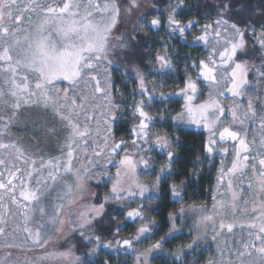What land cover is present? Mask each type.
<instances>
[{"label":"snow or ice","instance_id":"6c2138e0","mask_svg":"<svg viewBox=\"0 0 264 264\" xmlns=\"http://www.w3.org/2000/svg\"><path fill=\"white\" fill-rule=\"evenodd\" d=\"M184 7L185 0L170 3L165 22L160 15L148 19L150 6L140 10L141 0H0V252L3 253L0 264H95L94 259L85 260L77 255L72 243L77 236L93 245L87 252L89 258L96 257L104 248L125 255L135 253L134 264H149L151 255L159 254L163 243L181 231L176 221L184 223L186 213L198 217L194 225L198 231L201 226L205 229L184 246L195 250L206 239L209 225L214 232L212 241L225 230L233 233L237 224L228 220L229 212L233 216L243 212L251 217L248 223L239 225L242 230H248V241H239L241 247L235 251L225 242L224 247L217 249L219 259L213 258L206 264H264V105L258 116L251 96L246 111H242V105L236 101L249 91L248 76L253 67L264 79V25L257 32L251 21L243 28L238 23H230L224 17L232 10V0H222L216 5L219 9L218 19L213 21L216 27L205 24L201 34L188 41L186 33L198 22L177 19ZM134 11L136 18L131 33L114 34L120 21L125 16L131 17ZM258 14L264 15V11ZM161 26L166 28L170 40L178 34L190 45L202 42L206 49L210 41L215 43L208 49L207 57L199 60L188 57L192 62L186 64L183 85L173 92L157 94L155 91L156 78L163 87L165 79L174 73L172 57L179 52L169 54L170 42L163 41V49L157 50L154 60H148L143 67L133 64L135 122L128 132L132 139L117 141L114 123L121 110L113 96L112 71L119 70V65L112 69L117 61L111 57L126 58L129 51L141 46L140 37H148L145 29L159 30ZM246 36L256 42L253 51L257 45L259 47V66L250 64L247 59H237L249 53ZM123 67L125 72L129 70L127 64ZM187 69L196 73L195 78ZM86 75L88 80L95 81L91 99L87 94L76 95V85L85 80ZM149 76L153 77L151 87ZM61 80L68 82V87L62 89L63 95L57 87ZM198 83L208 89L207 98L200 103H196V99L203 88ZM136 95L141 99L136 100ZM229 95L233 99L231 106L223 103ZM98 98L99 103L96 102ZM157 98L163 107L157 110L158 116H153L146 109H150ZM177 98H182L183 104L179 112L169 117L165 101ZM31 106L51 109L63 122L65 133L61 154L48 159L41 156L39 167H36L37 159L26 155L15 140L6 142L4 139L11 136L10 129L16 126L21 108ZM227 114L232 121L224 124ZM81 115L83 122L79 120ZM257 118L259 144L255 137L251 142L247 140L246 122H254ZM169 119L173 127L195 125L206 131L203 149L209 156L234 154L229 167L225 168L222 161L218 169L211 208L181 204L169 210L167 219L171 227L168 232L144 251H139L138 245L158 231L156 219L145 212L144 201H159L161 192L166 191L173 203H177L183 200V190L188 186L186 180H180L162 188L166 178L173 175L179 137L174 142L168 131L153 130V125L167 124ZM92 121H95V128ZM48 132L56 134L55 129H48ZM228 142H232V148L217 147ZM154 149L165 156V162L154 181L141 180L142 170L155 168L154 163H150L153 157L145 155ZM196 159L199 161V157ZM21 163L27 165V169L20 167ZM111 167H115L114 174ZM249 170L252 175L247 177L245 174ZM192 174L198 176L196 172ZM108 180L112 181L111 187L102 200L95 203L97 194L90 192V183L106 184ZM245 180L251 191V209L248 207L250 201L243 195ZM221 188L225 190L221 192ZM137 198L141 202L131 207ZM110 203L117 205L113 211L123 219L113 217L112 238L104 241L96 234L97 225L107 215L106 205ZM151 211L155 213L160 209L152 207ZM17 218L21 222L14 224ZM137 221L133 234L121 235L122 228ZM184 248L170 255L179 261ZM102 264H110V261L105 259Z\"/></svg>","mask_w":264,"mask_h":264},{"label":"trees","instance_id":"16d2710c","mask_svg":"<svg viewBox=\"0 0 264 264\" xmlns=\"http://www.w3.org/2000/svg\"><path fill=\"white\" fill-rule=\"evenodd\" d=\"M177 0H152L150 5V10L147 12V18L151 19L152 16L160 15L162 21L166 22L167 11L170 10L168 5L170 3H175ZM222 0H185L186 7L179 11L177 19L182 22H186L189 19H195L198 24L196 27L190 29L186 35L188 41H191L192 36L200 35L203 25L212 24L213 28L216 26L213 21L218 19L217 12L219 9L216 7ZM227 2V0H223ZM264 11V0H232V10L225 14V19H228L230 23H238L240 27H244L249 21H251L255 26L256 30H260V26L264 25V15L258 14ZM148 37H140L141 46L136 48L134 51H129L126 58L118 56L117 66L119 65V70L112 71V79L114 82L113 96L116 98V103L119 105L120 112L118 113L115 123H114V137L118 141L121 138L131 141L132 137L128 135V132L135 122L133 120L132 105H133V89L136 88L135 78L124 72V65L127 64L129 68L133 64H139L143 67L147 64L148 60H154L157 50H162L164 45L163 41H168L171 44L169 49V54L173 51H178V56H173L174 61V73L170 77L165 79V84L163 87L159 86V78H156L157 87L155 89L156 93L159 92H173L178 90L179 87L183 85V79L186 74V64H191V59L188 57L195 58L199 60L207 55L208 49L211 48V43L207 46V49L202 42L196 45H190L184 40L179 38L177 34L175 38L169 39L168 32L164 26H161L159 30H149ZM129 34L132 31V26L130 29H125ZM247 43L249 44V53L247 56H238L237 59H247L250 64L260 65L261 60L258 58L259 47L256 46V50L253 51V46L256 44L254 40L246 36ZM211 42V41H210ZM147 49V53H145ZM114 66L113 69H116ZM191 72L192 76L195 78L196 73L191 69H187ZM252 75L250 71L249 76ZM248 76V77H249ZM149 87L153 82V77L149 76ZM264 80V79H263ZM115 89H119L120 92L117 93ZM122 94V97L121 95ZM136 100L141 99L139 95H136ZM168 106L167 115L169 117L174 116L180 111V106L183 104L182 98H177L172 101H165ZM163 105L159 102V99L153 100L150 109V114L153 116H158V109L162 108ZM159 129L161 131H168L170 134V139L176 142V137H179V147L177 148L178 158L176 163L173 164V175L166 178V182L162 185V188L166 189L168 183L173 181L179 183L180 180H186L188 186L183 190V200L173 203L170 193L162 191L160 194V200L156 201L153 199H146L144 201V208L146 214L150 218H155L158 224V231L155 232L150 239H144L142 243L138 245L139 251H144L151 244L155 243L162 236H164L171 223L167 219V213L173 208H179L181 204L183 205H206L210 208L213 204L212 195L213 189L216 185V177L218 173L219 166L222 164L223 156L220 153H213L209 156L204 152L203 142L205 137L208 135L203 129L190 128V127H173L172 122L169 119L167 124H154L153 130ZM218 148L219 144L217 145ZM121 153L123 150H120ZM145 155H150L153 157L154 170H142L149 171L151 178H156V174L159 171L160 166L165 162V156L161 155L155 149L151 152L145 153ZM199 157V161H197ZM196 172L197 175L192 173ZM144 174V173H143ZM247 177L252 175L249 170L246 174ZM248 181L245 180V188L243 195L246 199L251 201V191L247 189ZM94 192L97 194V199L95 203H99L104 194L108 191L110 187L111 180L107 183H90ZM141 201L139 198L136 199L131 207H135ZM243 202V201H241ZM117 205L110 203L106 205L107 215L103 218L100 224L97 225L98 231L96 234L101 235L104 241L111 239V229L114 226L113 217L116 220L123 219L122 216L118 215L113 209ZM152 207H158L159 212L153 213L151 211ZM242 207V206H241ZM127 209H125L126 211ZM239 216L242 217V212H237ZM245 217H249L246 215ZM244 217V218H245ZM139 221L136 223H129L126 228H122L121 235L128 236L135 232ZM177 227L181 229L178 233L174 234V238L169 237L164 243L163 248L159 254H152L149 259V264H206L208 260L213 258L219 259L218 247H224L225 242L232 248L233 251L240 248L241 245L238 243L243 240L248 241L247 232L241 230L240 227H236L233 233H227L226 231L221 234L216 241H212L211 237L214 233L207 232V237L197 246L195 250H188L184 248L185 245L191 242L195 232L193 226L190 222L185 221L181 223L179 219L176 221ZM191 233V234H189ZM72 243L76 246L75 250L77 255H82L85 260L94 259L95 264H102L105 259L110 261V264H134L133 257L135 253H130L125 255L123 252H116L114 249H104L101 248L96 257H87L88 250L93 247L92 244H88L83 241L78 236L72 240ZM181 248H184V254L181 256V260H175L171 253H176ZM233 259H235L233 257Z\"/></svg>","mask_w":264,"mask_h":264},{"label":"rangeland","instance_id":"374dc122","mask_svg":"<svg viewBox=\"0 0 264 264\" xmlns=\"http://www.w3.org/2000/svg\"><path fill=\"white\" fill-rule=\"evenodd\" d=\"M52 2H60V0H52ZM152 0H141V8L140 10H145L146 6L151 5ZM136 18V12L134 11L131 17L125 16L119 23L118 28L116 29L114 34H119L120 32L124 31L125 29H130L132 26V22ZM26 26V24H25ZM216 27V26H215ZM214 27V28H215ZM259 32V31H257ZM211 47L215 43L214 40L211 42ZM247 48H249V44L247 43ZM222 50V48H221ZM209 51L207 52L206 57L208 56ZM218 56V53H217ZM112 59L117 61V57H111ZM118 63H114L112 65V69L114 66H117ZM259 66V65H258ZM125 72V71H124ZM252 75L248 77L249 85L247 88L249 91L247 94L243 97L236 98V101L239 102L242 105V111L247 110L248 105V98L249 96L252 97L254 107L257 110L258 116L261 111L262 105H264V80L259 77L256 68L253 67L251 69ZM130 76L134 77V73L131 71V68L127 72ZM101 81L103 86V73L101 72ZM198 86L203 88L202 94L198 95L196 99V103L202 102L204 99L207 98L208 95V89L204 87L202 83H198ZM57 87L61 89V95H63L62 89L65 87H68V82L66 81H58ZM95 87V81H91L87 79V75L85 77V80L80 81L76 85V95L80 94H87L88 97L91 99L93 91ZM69 95H73V93L70 91ZM97 103L100 102V98L97 99ZM77 103H79V100H77ZM223 103L225 105L231 106L233 103V99L229 95L228 99H224ZM7 114H10L7 113ZM89 114H91V109H89ZM80 121H84V116L81 115L79 117ZM232 118L230 114H227L224 117V124L231 123ZM247 140L251 142L253 138H256V143L259 144V119L257 118L256 121H247ZM92 127L95 128V121H92ZM182 127H190V128H197L195 125L192 126H182ZM48 129H55L56 134L52 135L49 134ZM202 129V128H197ZM243 131V129H237ZM11 136L4 137L5 141L7 142L9 139L15 140L19 147H21L26 155L32 156L33 158L37 159L36 167H39V158L41 156L44 157V159H48L49 157L53 156H59L60 153V145L63 143L64 138V131H63V122L57 117L54 112L51 109L45 110L42 107L39 106H31V107H22L19 113V116L16 120V126L12 127L10 129ZM220 148L223 147H229L232 148V142H228L227 144H219ZM89 153L91 152V146L88 148ZM234 153H229L227 156L224 154H221L223 156V166L225 168L229 167L231 165V160L233 158ZM118 158V157H117ZM222 165V164H221ZM219 166V168L221 167ZM20 167L27 169V165L20 164ZM111 172L115 173V167H111ZM99 171V169H97ZM149 172V171H148ZM147 171H143V173L140 176L141 180H148V181H154L155 178H151L149 173ZM218 175V173H217ZM96 183V182H93ZM33 187L35 186V176L32 180ZM112 185V181L110 184V187ZM109 187V188H110ZM226 187V186H225ZM90 192H94L93 186L89 185ZM225 189L221 188L220 191L223 192ZM90 198V197H89ZM241 206L243 207V202H241ZM249 209H251L252 204L251 201L248 205ZM211 208V207H210ZM13 211H15V208H13ZM246 214L242 212V217L239 216V214H235V216L232 215L231 212L227 214L228 220L235 221L237 224V227H240V224H246L250 220L249 217H245ZM245 217V218H244ZM198 219L197 216H194L192 214H185V221L188 220L193 226L195 235L203 234L205 232V229L203 226L199 229V231L195 228L196 220ZM21 221L19 218L15 219L13 223H20ZM219 223V218L217 219V227ZM242 230V229H241ZM244 232H247L248 230L245 228L243 229ZM209 233H214L212 230V226L209 225L207 230ZM226 231V230H225ZM214 235V234H213ZM259 247V244H257ZM3 253L0 252V255ZM255 255V254H254Z\"/></svg>","mask_w":264,"mask_h":264}]
</instances>
